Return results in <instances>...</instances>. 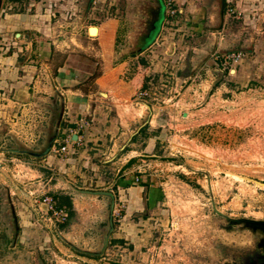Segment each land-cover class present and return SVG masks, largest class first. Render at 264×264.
Instances as JSON below:
<instances>
[{"label":"rangeland","instance_id":"obj_1","mask_svg":"<svg viewBox=\"0 0 264 264\" xmlns=\"http://www.w3.org/2000/svg\"><path fill=\"white\" fill-rule=\"evenodd\" d=\"M81 1L86 5L90 0ZM177 3L184 13L167 14L157 34L161 40L156 38L144 48L151 46L144 55L147 57L135 60V68L140 65L141 71L152 70L149 74H154L155 79L149 78L147 88L140 89L130 103L144 116L141 122H145L147 116L151 119L157 110L158 123L163 126L158 129L156 156L144 158L147 173L153 175L154 185L160 190V202L149 214L146 226L134 227L136 232L143 231L136 233L133 243L128 241L124 251L120 249L114 254L115 249L110 253L107 256L110 260L94 259L89 263L82 259L87 257L77 255L59 239L56 227L65 223L51 222L46 214L40 220L31 221L40 230L38 240L48 249L27 247L23 256L14 257L15 261L44 264L45 257L47 264H216L225 257L223 246L228 244V238L219 229L223 219L213 213L212 198L217 209L227 216L264 220V187L251 181L264 183V0H225L224 5L222 0H176ZM91 4V12L102 21L115 17L121 19L125 32L138 28L140 34L133 36L132 47L137 48L140 39L152 28L157 17L154 7L159 0H93ZM206 5L209 10L204 23L214 22V30L208 27L204 36H195L191 6L203 8ZM96 28H92V36H97ZM215 30L223 32V36ZM164 37L168 38V44L179 43V58L173 61L169 55H163L150 60L151 55L159 52V47L168 46L161 45ZM170 49L172 51L173 47ZM158 62L163 68L157 73L153 70ZM94 66L97 75L102 65ZM132 77L130 75L129 79ZM58 110L56 106L48 136L54 130ZM6 132L3 127L0 136ZM0 146L3 150L29 148L16 137L1 139ZM6 153L9 159L31 161L33 158ZM17 160L8 162L16 169L13 170L16 176L10 172V179L0 184V226L4 225L9 232L5 240L0 231V248L6 250L16 238V232L5 187L11 190L16 209L15 201L20 200V193L15 190L16 194L12 195L16 187L12 183L19 189L26 184L22 181V168L16 166L20 164ZM93 200L104 202L100 206L102 221H92L95 229L85 236L96 242L83 245L79 240L70 239L87 249H98L107 226L109 200ZM96 206L97 203L93 207ZM18 220L20 226L19 217ZM138 222L133 221V224ZM20 234L21 227L17 240ZM55 238L69 248L70 253H59L53 245ZM235 245L247 246L243 241H236ZM7 256L0 251V260ZM12 261L7 258V262Z\"/></svg>","mask_w":264,"mask_h":264},{"label":"crops","instance_id":"obj_2","mask_svg":"<svg viewBox=\"0 0 264 264\" xmlns=\"http://www.w3.org/2000/svg\"><path fill=\"white\" fill-rule=\"evenodd\" d=\"M224 2L222 0L223 5ZM83 3L81 0H0V129H7L0 140L16 137L29 148L38 147L33 150L44 146L56 106L60 104L53 91V80L66 99L63 126L55 146L68 140L72 142L65 155L51 152L44 159L31 158V161L9 159V154L0 146V184L10 179V172L16 176L13 172L16 169L8 163L15 160L20 162L16 166L22 168V181L26 183L22 189L12 183L16 186L12 195L16 194L15 190L20 193V200L15 204L21 234L14 248L11 242L7 250L0 248L8 254L0 264H26L27 261H15L14 257L23 256L27 247L48 249L38 240L40 230L31 221L46 215V195L61 194L71 198L75 215L68 224L63 223L62 232L67 237L83 245L96 242L85 236L95 229L92 221H102L100 206L104 202L74 194L68 184L80 189L111 191L116 196L114 218L120 225H116L112 240L119 242L112 241L103 257L82 258L89 263L94 259L110 260L107 258L110 253L124 251L128 241L133 243L135 236L143 231L136 232L134 227L146 226L149 214L160 202V190L154 185L153 175L147 173L148 164L144 158L156 156L160 139L158 129L163 126L158 123L159 114L155 110L152 118L147 116L145 120H149L146 124L149 127L145 133H140L146 126L141 122L144 116L130 103L140 89H145V79H155L154 74H149L152 70L141 71L140 65L135 68V60L147 57L144 55L149 53L151 46L133 54V36H139L140 30L125 32L121 19L112 17L102 21L91 12L93 0L86 5ZM191 8L195 36H204L208 27L214 30V22L204 23L209 10L207 5ZM154 9L159 15L156 22H152L155 27L147 45L157 38L167 15L164 0ZM177 9V14L184 13L179 4ZM93 27H97V36L91 35ZM215 32L223 36V32ZM167 39L162 38L161 45L168 46L159 47V52L151 55L150 60L163 55H169L173 61L179 58V43L168 44ZM100 63L101 70L96 75L94 64ZM154 67L157 73L163 68L160 62ZM95 203L97 208L93 207ZM136 220L139 222L134 225ZM3 228L4 225L0 226V231L7 240L5 235L9 232ZM53 245L59 253H70V249L56 238ZM7 258L13 261L7 262ZM44 259L47 264L48 259Z\"/></svg>","mask_w":264,"mask_h":264},{"label":"water","instance_id":"obj_3","mask_svg":"<svg viewBox=\"0 0 264 264\" xmlns=\"http://www.w3.org/2000/svg\"><path fill=\"white\" fill-rule=\"evenodd\" d=\"M157 15H159V12ZM156 20L157 17L154 19V22H156ZM154 27H155L154 24H152V28L149 30V34L143 36V38L140 39L141 42L137 48L133 49L135 51L132 52L133 54H137L141 52L146 47L148 40L151 38L150 35ZM51 82L54 93L60 99V104H59L58 113L56 115V122L53 128L54 130L52 131L51 134H49V136H47L44 146L39 150H33L30 148H21V149H5L4 152L15 153L19 155H28L36 159H44L52 152L56 142L58 141L60 131L62 128L65 109H66V99L64 94L56 87L53 80H51ZM148 121L149 120H147L143 124V126H145L148 123ZM74 138L76 139V137ZM251 181L255 182L258 186L264 187V183L262 182H258L255 180H251ZM67 186L74 194L87 196L91 199L105 198L109 200V209L106 214V219H107L106 232L105 235L103 236L102 243L100 244L98 249H87L85 247H81L80 245H77L75 242L71 241L70 238L66 236V234L64 235L59 227H56V232L59 239L62 242H64L66 245H68L70 248H72L77 255L87 256L91 258L103 257L110 246L111 237L115 230V223H114V211L116 206L115 194L111 191H106V190L95 191L88 189H80L73 184H68ZM5 188L7 191L8 203L10 205L11 217L13 219V224L15 226L16 238H14L12 242L15 245L17 243V237L20 231L19 220L15 206L12 202L11 190L8 187ZM209 190L210 192H212L210 180H209ZM211 204L213 207V213L220 216L223 219V223L219 224V229L223 231L228 237L233 238L236 236L234 240L238 242L243 241V244L245 245L255 244V248L261 250L259 264H264V220H254L249 218H232L230 216L225 215L224 213H222L217 209L215 200L213 198L211 199ZM40 261L42 262V260Z\"/></svg>","mask_w":264,"mask_h":264},{"label":"flooded vegetation","instance_id":"obj_4","mask_svg":"<svg viewBox=\"0 0 264 264\" xmlns=\"http://www.w3.org/2000/svg\"><path fill=\"white\" fill-rule=\"evenodd\" d=\"M114 223L116 229L117 223L115 221V218H114ZM114 233L115 230L113 234ZM235 237L232 238L227 236L228 244L226 246H223L225 257L222 260L217 261L216 264H259L261 250L255 248V244L251 246H248L249 244H246L247 246H245V248L244 247L238 248L235 245L236 243V240H234ZM112 241L113 240L111 237L110 245L112 244Z\"/></svg>","mask_w":264,"mask_h":264},{"label":"built area","instance_id":"obj_5","mask_svg":"<svg viewBox=\"0 0 264 264\" xmlns=\"http://www.w3.org/2000/svg\"><path fill=\"white\" fill-rule=\"evenodd\" d=\"M166 12L169 16H174L179 12V9L176 8V0H164ZM146 94V93H145ZM72 142L70 140L65 141L63 144H60L59 147L54 146L52 152L57 156L65 155L68 152L69 144ZM44 203L46 205V214L47 218L51 222H58L60 224L65 223L69 218V212L66 209H57L54 205L53 198L46 195L44 198ZM124 208V205H122ZM121 212V210H119Z\"/></svg>","mask_w":264,"mask_h":264},{"label":"trees","instance_id":"obj_6","mask_svg":"<svg viewBox=\"0 0 264 264\" xmlns=\"http://www.w3.org/2000/svg\"><path fill=\"white\" fill-rule=\"evenodd\" d=\"M13 1H20V0H13ZM145 83H144V88H147V79H145ZM63 126V124H62ZM149 127V125H146L141 131L140 133H145V131L147 130V128ZM60 137V135H59ZM51 197V196H50ZM53 201H54V205L57 209H66L69 212V218L68 220L65 222V225L68 221H70V219H72L75 215L74 212V207H73V203L72 200L69 196L66 195H54L52 196ZM61 230H63L64 225H60L59 226ZM115 243L119 242L118 240L113 241ZM121 242V241H120Z\"/></svg>","mask_w":264,"mask_h":264}]
</instances>
